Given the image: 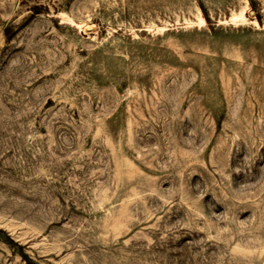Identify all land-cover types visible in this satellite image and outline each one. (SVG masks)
Wrapping results in <instances>:
<instances>
[{"label": "rangeland", "instance_id": "rangeland-1", "mask_svg": "<svg viewBox=\"0 0 264 264\" xmlns=\"http://www.w3.org/2000/svg\"><path fill=\"white\" fill-rule=\"evenodd\" d=\"M0 264H264V0H0Z\"/></svg>", "mask_w": 264, "mask_h": 264}, {"label": "bare ground", "instance_id": "bare-ground-1", "mask_svg": "<svg viewBox=\"0 0 264 264\" xmlns=\"http://www.w3.org/2000/svg\"><path fill=\"white\" fill-rule=\"evenodd\" d=\"M239 12H240V11H239ZM197 14H198V13H197ZM65 16H66V15H65ZM197 16H198V15H197ZM240 16H241V15H240ZM242 16H243V15H242ZM242 16H241V17H242ZM63 17H64V16H63ZM66 17H67V16H66ZM241 17H240V18H241ZM233 18H234V17H233ZM243 19H244V18H243ZM68 20H69V19H68ZM201 20H203V19L201 18ZM65 21H66V20H65ZM240 21H241V20H240ZM66 23H67V22H66ZM76 23H77V22H76ZM70 24H71V23H70ZM255 24H256V23H255ZM70 26H71V25H70ZM77 28H78V27H77ZM234 48H235V47H234ZM234 48H233V49H234ZM236 49H237V48H236ZM234 50H235V49H234ZM241 50H242V49H241ZM228 51H229V50H228ZM232 51H233V50H231L230 52H232ZM236 51H237V50H236ZM226 52H227V51H226ZM235 54H236V53H235ZM240 54H241V53H240ZM236 55H238V54H236ZM229 56H231V55L229 54ZM232 56H233V55H232ZM239 56H240V55H238L237 57H239ZM235 57H236V56H235ZM256 60H257V59H256ZM258 60H259V59H258Z\"/></svg>", "mask_w": 264, "mask_h": 264}]
</instances>
